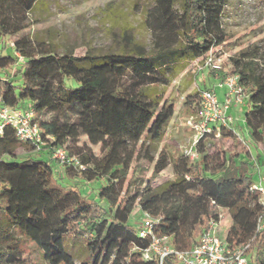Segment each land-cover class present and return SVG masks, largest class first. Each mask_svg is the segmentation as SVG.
<instances>
[{
  "label": "trees",
  "instance_id": "obj_1",
  "mask_svg": "<svg viewBox=\"0 0 264 264\" xmlns=\"http://www.w3.org/2000/svg\"><path fill=\"white\" fill-rule=\"evenodd\" d=\"M149 1L140 13L147 44L128 41L117 52L87 50L76 57L26 31L39 0H0V40H11L9 50L0 53V101L30 107L41 139L38 147L20 143L11 127L0 135V264H28L16 233L35 246L45 264H157L137 251L147 248L149 239L140 238L131 221L136 209L158 220L152 232L167 237L177 251L195 245L210 220L220 221L218 209H225L231 221L226 243L250 242L254 264L263 263L264 234L255 231L264 210L248 167L252 162L264 166V157L245 152L247 159L238 161L242 155L236 152L226 159L210 155L205 147L210 133L199 138L197 159L182 155L173 160L171 179L141 188L147 166L131 177L143 141H148L142 159L151 178L170 165L163 152L153 157L174 116L166 89L175 75L226 41V0ZM256 53L249 49L226 57L218 73L237 76L247 92V136L259 144L264 143V86ZM220 136L236 137L225 129ZM81 137L85 145L71 154L70 146ZM20 146L46 157L18 161ZM54 149L66 150L77 162L61 166L69 183L55 177ZM78 180L103 183L95 195H82ZM128 182L135 187L130 195L124 191ZM74 247L82 250L83 259L76 261L69 251Z\"/></svg>",
  "mask_w": 264,
  "mask_h": 264
},
{
  "label": "rangeland",
  "instance_id": "obj_2",
  "mask_svg": "<svg viewBox=\"0 0 264 264\" xmlns=\"http://www.w3.org/2000/svg\"><path fill=\"white\" fill-rule=\"evenodd\" d=\"M150 5L149 0H39L30 14L32 24L26 31L30 32L33 39L55 43L60 52L72 50L76 57L82 56L87 50L98 53L117 52L128 41H140L144 45L148 43L149 36L140 26V13L143 8L147 9ZM222 27L226 35V41L218 52L222 61L242 51L257 49L258 58L255 60L258 63L257 73L260 75L259 83L264 86V0H226ZM10 42L11 40L7 38L0 40V53L5 54L9 50ZM225 78H221L220 73L210 70L200 61L189 64L184 71L171 79L166 89L165 100L174 106V116L167 127L166 135L162 142L156 145V152L153 154L156 159L159 152H163L168 155L171 162L166 170L151 178L150 167L142 159L148 141L140 143L141 156L134 163L135 168L131 177L139 175L142 166L149 168L146 179L140 182L141 188L146 183L156 186L172 178L173 160L194 149L197 136L193 127L200 118V92L214 90L216 95L221 94L225 88L219 87V83ZM66 83L75 86L71 81ZM243 92L246 99L247 92ZM225 97L226 91L224 99ZM241 107L244 111L245 105ZM243 111L241 116L236 117L239 119L233 117L231 126L235 131V139L223 138L220 135L207 137L205 147L210 155L217 154L218 157L226 159L230 152H236L242 155L238 157V161L247 159L245 152H249L251 156L258 154L259 159L264 157V143L255 144L247 136L249 127L244 120ZM84 145L85 139L81 137L70 146L69 151L75 154L77 148ZM99 151L98 146L92 148L95 155H98ZM27 157L43 158L46 155L20 146L16 151V159L19 161ZM252 164L254 166L248 167V173L256 182L258 172L264 177V166L260 162L258 168L254 162ZM54 165L56 179L61 184L69 183V180L64 178L63 168L57 163ZM76 183L82 195L88 193L95 195L97 187L103 181L86 184L78 180ZM124 191L126 194H132L135 191L134 184L128 182ZM220 216V222L214 227V232L224 239L231 221L225 209H221ZM131 221L138 227L142 225L144 216L139 209L134 211ZM16 237L28 264H45L31 242L18 233ZM69 251L75 255L76 261L84 258L80 248H69Z\"/></svg>",
  "mask_w": 264,
  "mask_h": 264
},
{
  "label": "built area",
  "instance_id": "obj_3",
  "mask_svg": "<svg viewBox=\"0 0 264 264\" xmlns=\"http://www.w3.org/2000/svg\"><path fill=\"white\" fill-rule=\"evenodd\" d=\"M221 46L212 48L200 62L205 67L214 72L221 69L222 58L218 53ZM219 87H224L226 97L223 102L218 100L214 90H202L199 95L200 118L194 129L196 139L194 149L189 150L185 155L190 160L198 157L196 144L204 135L213 133L214 137H219L220 130H230L232 128L233 117L229 114L232 105H245V96L241 86L237 83V76H228ZM34 111L30 107H10L0 101V135L5 127H11L15 137L20 143H26L38 147L40 143V130L33 122ZM51 158L60 166L67 164H77L74 158L68 156L64 149H54L50 154ZM252 190L257 191L259 202L264 210V177L258 173V181L252 186ZM144 221L139 227L138 236L149 239V245L141 253L142 259L146 261L156 260L157 264H168L169 259H173L175 264H249L251 256V243L246 242L235 247H230L225 239H221L214 232V227L218 222L210 220L206 229L201 234L198 242L189 249L177 251L170 247L168 238L157 237L152 232L153 224L157 219H152L147 213H143ZM255 234H264V211L256 219ZM264 264V248L262 250Z\"/></svg>",
  "mask_w": 264,
  "mask_h": 264
},
{
  "label": "crops",
  "instance_id": "obj_4",
  "mask_svg": "<svg viewBox=\"0 0 264 264\" xmlns=\"http://www.w3.org/2000/svg\"><path fill=\"white\" fill-rule=\"evenodd\" d=\"M225 89H223L222 90V93L221 94H219V95H217V97H218V100L220 101V102H223L225 99H224V94H225ZM242 111H243V108L241 107V106H238V105H232V107H231V109H230V111H229V114L232 116V117H235V119H239V118H236L237 116L239 117V116H241V114H242ZM243 120V119H242ZM234 130V129H233ZM235 132V131H234ZM220 211H221V209H218V212H219V216H220ZM220 219H221V216H220ZM220 222V221H219ZM219 222H218V224H219ZM227 234V233H226ZM226 237V236H225ZM225 239V238H224ZM250 261H251V263H250ZM249 264H254V262H253V260H252V258H251V256H249Z\"/></svg>",
  "mask_w": 264,
  "mask_h": 264
}]
</instances>
